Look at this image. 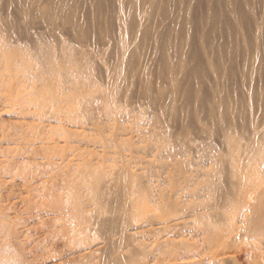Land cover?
Returning <instances> with one entry per match:
<instances>
[{
  "label": "bare ground",
  "instance_id": "bare-ground-1",
  "mask_svg": "<svg viewBox=\"0 0 264 264\" xmlns=\"http://www.w3.org/2000/svg\"><path fill=\"white\" fill-rule=\"evenodd\" d=\"M37 27H40L44 30L43 35L39 34L38 32L35 31ZM14 34H17L18 39H16V38H15V40L12 39L13 38L12 35H14ZM62 35H65L66 37L63 38ZM17 36H15V37H17ZM89 46L92 47L94 50L99 51L98 53H100V58H98L99 57V55H98L97 60L94 61L95 63H93V61H92L93 57H94L93 56L94 51L92 49H90ZM0 78L3 81H12L13 84H15V87L22 86L23 81H26V79L30 80L31 85L30 84L27 85L26 88H29V89H32L35 91V94H34L35 96L33 95L34 97H36L38 94H43V93L50 94V97H49L50 99L47 100L48 102L50 101V104L46 103L47 101L44 103L40 102L42 100V98H40L41 99L40 101L38 100V102H40L41 104L43 103L42 107H43V105L46 107L47 104H48V106L51 105L50 107H52L53 104L55 106V102L59 101V97L56 93V87L57 86H61L63 88V90L66 91V101L67 100L69 101L70 107L72 109L80 108V106L82 105L83 102L85 104V102H87L90 99L89 98L90 95L91 96L95 95V96L99 97V100L102 99V101L105 102L104 106H105L107 112H110V113L114 112L115 105L120 103V101H121V103L123 102V104H125L127 106L130 103V101H133L134 97L142 98L144 103L146 104L145 107L148 108L147 111L149 110L148 112H150L151 110H154L155 113L152 111V115L155 114L154 117L158 123L157 126L161 125V127H159L160 129L162 127H165V129H163V130L158 129L159 131L158 132L155 131V133H154L155 136L158 135L157 148L159 150L165 151V152L167 149L171 150V148H173V150H176L177 147H178V149L176 151L184 150V154L182 155L183 156V160H182L183 166L182 165H180V166H182L183 169L185 167V170H182L181 171L182 173H180V172H178V173L180 175L183 174L182 179L185 181V182L183 181V183L184 184L186 183L184 186L185 191L183 193L187 192L186 194H184L187 196L186 197V202H187L186 204H187V207L190 206L189 208H191L187 213H185V215H182V216H176L174 218L168 217V219L166 218L165 220L163 219V221L160 220L158 222L157 221L153 222V220H152L151 221L152 223L149 222L150 224H149V226H147V229L145 228L146 230L149 229L150 231H152V232H148V234L149 233L152 234L153 230H156L157 232L160 231V234H161V231L164 229H169V227L172 228L173 226L178 225V224L183 225L182 223H180L183 220L187 221V220H192L194 218L196 219L198 216L205 214L207 212V210H206V212H204L205 209L203 210L201 208L202 206L196 207V206H199V202L201 201L200 199L203 196L202 192H200V191L205 192V189H208V188H210V186H213V189L212 188L211 189L214 190L213 191L214 193L210 189H208V190L211 192H209V191L208 192L210 194L212 193L213 195L215 194V198H213L214 196L211 195V196H213L211 198L213 200L210 201V202H212V205L210 203H208V204L211 205V207L214 206V211L212 212V214H210L211 213L210 212L209 213L210 216L209 215L208 216H209V218L210 217L212 218V220L211 219L210 220L213 221L212 224L214 225V228H212V229H215V235L209 241L211 242V240L213 241V239H214L215 243H217L215 245L218 246L219 248H224L223 246L225 243L229 244L227 247H230V245L233 244L234 242H236L238 238L240 240L241 236L243 235V237L247 236L248 237L247 239H253L252 242L250 240V243H253V242L258 243L260 251L262 250V252H264V249H263L264 248V0H0ZM18 80H19V82H17ZM37 82L39 84H37ZM13 84L11 83V86ZM20 90H23V89H20ZM24 90H26V89H24ZM16 91H17V89H16ZM34 91H32L31 94ZM64 91H63V93H64ZM29 93H30V91H29ZM63 93H62V95H63ZM86 96H88L89 99L87 98L88 99L87 100L85 98V100H87V101H85V100L82 101L83 100L82 98H84ZM21 97H19L17 95H15V96L6 95L5 97H2L5 101V103L4 104L2 103L3 105L1 104L2 105L1 109L4 110V109L16 107L18 113L22 114L26 111L28 112L29 110H31V108L29 109L28 107L25 106V104H27L26 103L27 101ZM43 97H44L43 101L46 98L48 99V97H46V96H43ZM91 99H93V98L91 97ZM0 100H2V99H0ZM4 101L2 100V102H4ZM32 101L34 102L35 100L33 99ZM40 103H38V104L36 103V104L40 105ZM34 104L32 103V105H34ZM141 105L143 108V104H141ZM82 106H85V105H82ZM42 107L40 108L41 110H42ZM47 108H46V110L50 109V108H48V109ZM83 108H85V107H83ZM88 108H89V106H88ZM117 108H119V107H116V109ZM40 109H37V108L35 109L36 114H38V113L40 114V112H39ZM130 109L131 108H129V110ZM50 110H54V108L50 109ZM140 110H142V109L140 108ZM43 111H45V110H43ZM65 111L66 110L64 109V112ZM82 111H80V109H79V112L82 113ZM84 111H86V108L84 109ZM84 111H83V114H84ZM119 111H120V109H119ZM121 111L123 112L124 110L122 109ZM31 112H33V110ZM54 113H55V111H54ZM65 113L67 114V112H65ZM75 113H76V111H75ZM88 113H91V112L89 111ZM39 114H38V116H39ZM49 114H51V113L48 112L47 115H49ZM106 114L107 113H105V115ZM31 115H32V113H31ZM76 115H78V117H79L80 114H78V112H77ZM145 115L146 114L141 113L140 117L143 118ZM149 115L150 114L146 115V117H147L146 119L149 118L148 117ZM34 116H36V115H34ZM115 116H112V117L114 118ZM24 117H25V115H24ZM42 117H43V114H42ZM49 117H51V116H49ZM82 117H84V115ZM44 118H46V117H44ZM129 118H130V116H129ZM135 118H137V117H135ZM76 119H77L76 120L77 122H80V121H78V118H76ZM80 119H82V118H80ZM85 119H87V118H85ZM89 119L91 120V118H89ZM15 120H18V119H15ZM69 120L70 119L68 118V121ZM124 120H126V119L124 118ZM144 120L145 119H143V121ZM4 121H3V123H4ZM24 121H25V119L22 121L23 125L26 121H29V120H26L25 122ZM71 121H73L72 118H71ZM94 121L96 122V120H94ZM104 121H106V119ZM123 121H121V123ZM0 123H1V121H0ZM14 123H13V125H14ZM27 123L29 124V122H27ZM39 123L43 124V121L39 122ZM19 124H21V122ZM22 124H21V126H23ZM31 124L32 123L30 122L29 125H31ZM80 124H78V125H80ZM83 124H84V122H83ZM90 124H92V123H90ZM3 125H5V124H3ZM35 125H37V124H35ZM54 125H57V124H54ZM84 125L86 127V124H84ZM118 125H120V124H118ZM136 125H138L137 121H136ZM32 126H30V127L32 128ZM63 126H65V125H63ZM48 127H49V125H48ZM134 127H135V125H134ZM28 128H29V126H28ZM38 128H40V127H38V125L35 126L34 131H37ZM167 128H169L170 130H168ZM18 129H20V128H18ZM24 129L26 130V127H24L23 130ZM65 129L67 130L66 127H65ZM14 130H15V128H14ZM1 131L4 134L3 130H1ZM39 131L40 130H38V132ZM38 132H37V134H39ZM40 132H42V131H40ZM64 132L67 133L66 136H68V134L70 135V132H67V131H64ZM75 132H76V134H75ZM5 133L10 134L7 132H5ZM78 133H80V131L77 132V130H75L74 133L71 132V135H73V134L77 135ZM0 134H1V132H0ZM3 134H2V136H3ZM6 134H4L3 138L5 137ZM28 134H27V136L25 135L27 138L23 137L25 139L24 140L25 142H23V143L28 144L30 142H33V141H31V138L28 137ZM40 134L38 136H40ZM100 134L102 135V133H100ZM20 135H22V134L20 133ZM42 135H43V133H42ZM59 135H62V134L59 133ZM80 135H79V137H80ZM96 135H98V134H96ZM116 135L114 134V136H112V133H111V136L113 138L112 139L113 143L115 141H117V140H115V139H117ZM55 136H57V135H55ZM7 137H10V135ZM11 137H10V139H11ZM73 137H75V136H73ZM104 137H106V136H104ZM156 137H154V138H156ZM35 138H34L35 141L37 139H39V138H37V136ZM49 138L47 137L48 140H49ZM145 138L147 139L148 137H145ZM4 139L6 140L7 138H4ZM26 139L28 141H26ZM66 139H68V138H66ZM85 139H86V137H85ZM40 140H38V142H40ZM108 140H106V141L108 142ZM42 141H44V140H42ZM152 141H153V139H152ZM72 142L69 143L70 144L69 146H72L71 145ZM146 142H147V140H146ZM19 143H20V141H19ZM58 143H59V141H58ZM62 143L64 144L63 141H62ZM96 143H99V142H96ZM115 143L117 144V142H115ZM7 144H8V142H7ZM47 144H44V145H47ZM0 145H1V143H0ZM29 145H25V147H26L25 150H27L28 147L30 148L31 145L30 146ZM49 145H51L50 147H54V146H52V144H49ZM77 145H78V143H77ZM77 145H76V143L74 144V146H77ZM4 146H6V145L4 144ZM16 146H18V145H16ZM32 146L35 147V143ZM32 146H31V148H32ZM86 146H84V147H86ZM130 146H131V144H130ZM130 146H128V147L131 148ZM150 146L152 147L151 144H150ZM155 146H156V144H155ZM18 147H20V145ZM34 147L31 150H32V152L34 151L35 154L37 151H38V153H40V149L44 148V146L42 145V147H40L39 150H36V152H35V150H33ZM66 147H68V146H66ZM147 147H148V144H147ZM180 147H181V149H180ZM5 148H7V146ZM5 148L3 147V149H5ZM59 148H61V147H59ZM153 148L151 150H153ZM49 149H52V148H49ZM49 149H46V150H49ZM66 149H68V148H66ZM135 149H136V147H135ZM44 150H45V148H44ZM44 150H42V153L44 152ZM52 150H54V149H52ZM55 150L57 151V149H55ZM90 150L91 149L87 150V152ZM110 150H111V148H110ZM118 150H120L119 147H118ZM2 151L4 152V150H2ZM8 151L9 150H7V153L5 155H7L9 153ZM21 151H22V149H21ZM50 151H49V154L51 153ZM144 151H143V153H144ZM60 152H62V151H60ZM78 152L79 151H77L76 153H78ZM145 152L147 153V151H145ZM165 152H162V154L163 153L168 154L170 151L169 152L167 151V153H165ZM173 152H175V151H173ZM173 152H170V154H172ZM34 153H31V154H33V157L36 156ZM46 153H48V152H46ZM65 153H67V152H65ZM65 153H63V154H65ZM153 153H155V152H153ZM18 154H22V152H20ZM112 154H114V153H112ZM115 154L117 155V152ZM119 155L121 156L122 154L118 153L117 157H119ZM140 155H142V154H140ZM147 155H149V154H147ZM3 156H4V153H3ZM11 156H12V154H11ZM23 156H25V154ZM177 156H176V158H177ZM27 157H28V159H27V161H28L29 156L26 155V158ZM46 157H48V156H46ZM49 157H48V159H49ZM65 157H67V156H65ZM86 157H88V156H86ZM7 158L8 157H6V159ZM139 158L141 159V157H139ZM144 158H145V156H144ZM149 158L150 157H148L147 159H149ZM9 159H12V157ZM23 159L18 160V161H23ZM69 159L72 160L73 158L72 159L69 158ZM78 159H79V157H78ZM106 159H108V158H106ZM112 159H114V158H112ZM33 160H34V158H33ZM45 160H46L45 162H47V159H45ZM109 160H111V159H109ZM142 160H141V162H142ZM2 161H4V158ZM18 161L17 162L14 161V163L16 164V163H18ZM58 161H60V160H58ZM64 161H65V159H64ZM145 161H147V160L145 159ZM10 162H12V160ZM37 162H38V160H37ZM45 162H43V163L48 164V162L47 163H45ZM65 162H64V165L67 164ZM120 162H122V161H120ZM19 163H22V162H19ZM39 163H41V162H39ZM43 163H42V165H43ZM49 163L51 164V162H49ZM74 163H76V162H74ZM123 163H124V160H123ZM148 163H149L148 164V167H149L150 162H148ZM174 163H175V161H174ZM8 164H9V162H8ZM8 164L6 163L4 166H6ZM70 164H71V162H70ZM70 164H68V165H70ZM120 164L118 163V165H120ZM122 164L120 165V167L116 166V164H115V166L117 168L114 170V172L111 171L113 173L112 177L111 178L109 177L106 180L104 179L103 185L101 186L100 189L96 187L98 189L96 196L97 195L98 196H97V201L96 200H94V201H96L95 202L96 204L100 205L101 211H99V210L94 211L97 214H95L96 215L95 217L93 216L94 217L93 224H92L93 228H91L92 230L91 229L90 230L91 231H93V230L98 231V232H96V231L95 232L93 231V232L96 234L99 233L103 237V241L98 243V244L95 243L96 246H89L90 245L89 244L86 248L80 249L77 252H74V253L68 255L66 257V259H61V261H63L62 264H64V261L66 263L67 262L66 260L74 261V263L76 262L75 264H144L143 259L140 256V254L143 255L142 253H144L143 251H141L143 247H141V249H140L139 248L140 246H138V248L142 252V253H140V251L137 248V245L135 246V244L132 243L133 241H131L132 240L131 238L134 236L135 233L137 234V232H139L141 227H142L140 225L142 223L139 224L137 222L139 225L138 224L135 225L133 223V221L139 217L140 213L141 214L149 213L151 210L150 209L151 204H149L148 201H146L145 199H144L145 201L143 200L144 195H146V194H144L146 192V189L144 192V188H145L144 183L143 182H141V183L137 182V179L135 180V177L137 178V176H134L132 171L129 170L130 168H128L126 165H124L125 163L123 165ZM176 164H177V162H176ZM16 165L19 166L20 164H16ZM21 165H23V163ZM89 165H90V163L88 164V166ZM178 165H179V163H178ZM0 166L2 167V164ZM45 166H47V165H45ZM84 166L85 165H83L82 168ZM98 166H100V165H98ZM9 167H11V166L9 165ZM13 167L15 168L16 166H13ZM21 167H20V169H21ZM17 168H19V167H17ZM44 168H46V167H44ZM63 168H64V166H63ZM98 168L99 167H97V171H98ZM141 168H142V166H141ZM143 168H145V167H143ZM156 168H157V166H156ZM1 169L2 168H0V170ZM40 169H41V167H40ZM76 169H79V168H76ZM80 169H81V167H80ZM94 169L95 168H93V170ZM99 169H101V168H99ZM29 170L30 169H28V171ZM45 170L43 172H45ZM50 170H51V168H50ZM90 170H92V168H90ZM177 170L178 169H176V171ZM14 171H17V169ZM18 171L21 172V170H18ZM94 171L96 173V169ZM94 171L92 172V174H94V176H96L98 173L95 175ZM11 172L12 171H10V173ZM24 172H26V171H24ZM33 172L34 171H32V173L30 172L31 176L35 175V174L32 175ZM48 172H46V173L49 174ZM51 172L52 173H50V174H54V176L56 175L54 173L55 170H54V172L51 170ZM142 172H143V170H142ZM59 173L57 174L58 176H59ZM99 173H100V171H99ZM103 173H104V170H103ZM24 174H22V177H24ZM26 174H27V178H29L30 174H28V173H26ZM87 174H88V177H91V176H89V174L91 175V173H87ZM167 174L168 173H166V175ZM213 174L217 175L218 178H217V176H215ZM69 175H70V173H69ZM141 175H144V174H141ZM149 175H150V173H149ZM209 175L212 176L211 178H213V177L217 178L219 182L213 183V181H212V183H211V181L208 180L210 178ZM2 176H3V174H2ZM42 176H44V175L42 174ZM47 176H48V179H47V181H48V180H50V177L52 175L51 176L47 175ZM71 176L73 178V175H71ZM98 176H99V174H98ZM204 176H206L208 179L205 178ZM37 177H35V178L37 179ZM172 177H171V179H172ZM40 178L38 177L39 181H40ZM51 178H54V177H51ZM75 178L76 177H74L73 181H75ZM159 178H157V179H159ZM22 179L27 181L26 177L22 178ZM66 179H67V177H66ZM95 179H96V177H95ZM33 180H34V178H33ZM42 180H43V178H42ZM56 180H57V178H56ZM216 180H214V181H216ZM26 181H23V182H25V184H26ZM29 181H31V180H29ZM36 181H35V183H36ZM52 181H53V179H52ZM52 181L50 183L55 182V181L54 182H52ZM77 181H78V179H77ZM38 182H37V184H38V188H39L40 187L39 185H41V182H40V184ZM44 182L46 185L47 182L45 180H44ZM98 182H100V181H98ZM150 182H151V180H150ZM163 182H164V180H163ZM175 182H176V180H175ZM27 183H28V181H27ZM35 183H34L35 186L33 184H30V185H32L33 187H37L36 186L37 184H35ZM42 183H43V181H42ZM81 184H82V182H81ZM181 184H180V186H181ZM28 185L29 184H26V187H28ZM76 185H72V186L76 187ZM97 185H99V183ZM62 186H63V184H62ZM70 186L71 185H69V187ZM72 186H71V188H73ZM152 186H154V185H152ZM176 186H178V185H176ZM182 186H183V184H182ZM8 187H10V186H8ZM29 187H31V186H29ZM83 187H84V185H83ZM51 188L52 187H50V190H49L46 187V188H44L45 191L43 190V192L45 193L47 191H50L49 193L51 194V192H52ZM165 188H168V187L165 186ZM35 189H32V191L33 190L35 191ZM56 189L60 190L61 188L59 189V187L58 188L56 187ZM157 189H158V187H157ZM75 190L79 191V188L75 189ZM178 190H179V188H178ZM29 191H31V189ZM25 192H27V191H25ZM39 192H41V190L40 191L36 190V193H39ZM59 192H61V190ZM11 193H12V191H11ZM32 193H34V192H32ZM49 193L47 192V194H49ZM53 193L56 194V196H58V197H60V195H61V194L57 195V193L55 191ZM53 193L51 194L52 196H53ZM63 193H64V191H63ZM82 193H85V192H82ZM209 193L207 194V191H206V193H204V195L206 194L208 196ZM47 194L45 193V195H46L45 197H47V199H49L50 197L52 198V196H49V195H48L49 196V198H48ZM78 194H79V192H78ZM160 194H161V191H160ZM39 195L41 196V193L38 194L37 196H39ZM42 196L40 197L42 199L41 202L43 201V199H45V198H42ZM165 196H167V195H165ZM1 197H3V196L1 195ZM32 197L34 199L35 196H32ZM157 197L154 200H156ZM53 198H56V200L53 201V203L56 204L58 202L57 197H53ZM146 199L149 200L148 198H146ZM207 199H209V198H207ZM214 199H215V203L213 204ZM26 200L27 199H25V201ZM35 200H36V198L34 200H32V198H31V201L29 200V202L30 203L33 202V204H35V202H36L35 206H37V201H35ZM38 200H39V198H38ZM60 200H61V198H60ZM158 200H160V199H158ZM20 201H22V200H20ZM61 201L63 202V200H61ZM23 202H24V199H23ZM29 202H27V205H30ZM43 202L46 204V201H43ZM150 202L152 203L153 200L152 201L150 200ZM39 203L40 202L38 201V204ZM156 203H157V200H156ZM45 204H43V205H45ZM58 204L59 203H57V205ZM191 204H193V205H191ZM202 204H204V203H202ZM15 205H17V204H14V206ZM49 206L50 205H48L47 209L49 208ZM74 206H77V204L76 205L74 204ZM155 206L158 207L157 204ZM191 206H194L195 208L191 207ZM8 207H10V206H8ZM26 207H28V206H26ZM31 207H30V209H31ZM60 207H62V205H60ZM63 207H65V205ZM78 207H80V205ZM206 207L207 206H205V208ZM22 208H24V207H22ZM57 208H59V207L57 206ZM180 208H181V206H180ZM192 208H194V209H192ZM24 209L26 211H24V210L23 211L26 213H27V210L30 211L29 207L24 208ZM67 209H65V210L67 211ZM0 210H2V208ZM7 210H5V211H7ZM20 210L22 211V209H19V211ZM53 210H57V209L54 208ZM5 211L4 210H3V212L0 211V214H2L0 217L3 218V216L7 213V212L4 213ZM31 211H32V209H31ZM35 211H37V210H35ZM41 211H43V209ZM44 211L46 212V210H44ZM51 211H52V208H51ZM66 211L65 212L63 211V212L67 214L68 211L67 212ZM12 212H15V211H12ZM30 212H28V214H27L28 216H30V214H31ZM52 212L54 213V211H52ZM77 212H79V211H77ZM9 213H7V214H9ZM39 213L40 212L38 211L37 215L40 216ZM49 213H50V209H49ZM53 213H51V216ZM90 213H92V212H90ZM33 214H35V213H33ZM47 214H48V212H47ZM57 215H58V213H57ZM68 215H69V217L72 216L70 214H68ZM73 215H75V214H73ZM76 215H77V213H76ZM152 215H153V213H152ZM9 216L11 217L12 214H9L8 217ZM34 216L35 215H33V217ZM41 216H43V218H45L47 220H49L48 218L51 219V216L50 217L48 216V218L46 217L47 215L44 216L41 214ZM55 216H54V218H55ZM64 216L66 217L67 215H64ZM84 216H85V214H84ZM10 217H9V219H11ZM60 217H58V218L60 219ZM6 218H7V216H6ZM18 218L20 219V217H18ZM23 218L25 220L26 216ZM37 218H38V216L36 217V219ZM58 218H55V219L58 220ZM142 218H143V221H145L144 220L145 218L144 217H142ZM1 219H0V224L3 225L2 232L3 231L4 232L3 233L1 232L0 236L4 235L5 232L7 235L5 234V236H3L4 238H6L5 240L3 239V237H0L1 238L0 239V264H33V263L37 262L36 261L37 258L32 257L33 256L32 254H37V253H32L31 255L29 254L31 256V258L28 255L25 256L26 254L22 253L24 251L19 249L18 245L15 246L17 243V242H14L15 240L13 241V243L15 245L11 244L12 243L11 241H10L11 245L5 244V242H9V240L7 238L8 234H9V232H7V231L9 230V228H8V230H6V228L8 227L7 226L8 223L6 224L5 220H3V219H2L3 220V222H2ZM9 219H6V220H9ZM65 219L67 220V218H65ZM156 220H158V219H156ZM197 220H199V219H197ZM203 220H205V218ZM60 221L63 222L65 220H60ZM7 222H10V221H7ZM12 222H13V219H12ZM22 222H23V220H22ZM192 222H194V221H192ZM241 222H243V224L245 225V227H243V228H246V231H245L246 233L244 232L245 234L243 232L240 233L241 229L239 227V224ZM18 223H20V222H18ZM183 223H184V225L189 224L187 222H186V224H185V222H183ZM5 224H6V227H5ZM79 224L80 223H78V225ZM143 224H145V223H143ZM12 225H11V228H13ZM18 225L20 226V224H18ZM127 225L129 226V228L128 229L124 228ZM179 225L177 228H179ZM15 226H17V225H15ZM86 226H87V224H86ZM190 226H192V225H190ZM1 228L2 227H0V229ZM85 228H88V227H85ZM171 228H170V230L173 229V228L172 229ZM142 229L144 230V228H142ZM13 230H14V228H13ZM39 230L42 231V228ZM54 230H52V231H54ZM16 231H18V230H16ZM175 232H176V230H175ZM26 233H27V231H26ZM39 233H41V232H39ZM170 233H172V232H170ZM199 233H201V232H199ZM34 234H36V233H34ZM48 234H50V233H48ZM65 234H68V233L65 232ZM91 234H93V233L91 232ZM151 234H149V235H151ZM37 235H39V234H37ZM37 235L35 236L37 238L36 240H38ZM88 235H89V233H88ZM137 235H135V236H137ZM141 235H142V233H141ZM145 235H147V234H145ZM155 235H158V234H155ZM155 235H154V237H155ZM186 235H188V234H186ZM196 235L198 236V234H196ZM71 236H72V234H71ZM73 236H75V235H73ZM171 237H173V236H171ZM86 238H88L87 235H86ZM42 239H44V238H42ZM75 239H77V238L75 237L74 240ZM162 239H165V238L164 237L161 238V241H162ZM169 239H171V238H169ZM6 240H8V241H6ZM167 240H168V238H167ZM2 241L3 242L5 241V242L3 243ZM170 241L172 242L173 240H170ZM204 241L206 242V240H204ZM247 241H249V240H247ZM90 242H91V240H90ZM135 242H137V241H135ZM173 242H175V241H173ZM192 242H195V241H192ZM1 243L4 245H2ZM81 243H82V241H81ZM141 243H142V241H141ZM180 243H181V241H180ZM208 243L209 242H207V244ZM84 244H85V242H84ZM136 244H138V243H136ZM197 244H198V242H197ZM246 244L248 245L249 243L246 242ZM30 245H31V243H30ZM78 245H81V244H78ZM146 245H147V243H146ZM175 245H177V244H173V246H175ZM178 245H179V243H178ZM32 246L34 247V245H32ZM41 246H42V244H41ZM73 246H74V244H73ZM33 247L32 248L29 247V250L28 249H26V250L30 251L32 249V251H33ZM154 247L156 248V246H154ZM207 247H209V246H207ZM76 248H78V247H76ZM157 248L159 250L158 252H160V249L158 246H157ZM179 248H181V247H179ZM23 250H25V249H23ZM34 250H35V248H34ZM69 250H70V248H69ZM74 250H75V248H74ZM216 250L217 249H215L214 252ZM20 251H22V252H20ZM144 251H145V249H144ZM167 251H170V250H167ZM41 252H43V250ZM158 252L156 254H158ZM206 253H208V252H206ZM41 254H43V253H41ZM41 254L36 255V256H41ZM44 255H45L44 257H40V258H41V260H44L43 262L46 261L45 264H60V262H59L60 259L55 262V258H57V257H54L55 256L54 252L52 255L51 254L46 255V253ZM204 257H206V255ZM33 260H35V261H33ZM41 260H40V262H42ZM43 262L39 263V264H43ZM69 264H71V263H69ZM72 264H73V262H72ZM148 264H150V263H148ZM165 264H167V262Z\"/></svg>",
  "mask_w": 264,
  "mask_h": 264
},
{
  "label": "rangeland",
  "instance_id": "rangeland-1",
  "mask_svg": "<svg viewBox=\"0 0 264 264\" xmlns=\"http://www.w3.org/2000/svg\"><path fill=\"white\" fill-rule=\"evenodd\" d=\"M36 32H38L39 34H42L43 35V33H44V30L42 29V28H40V27H37L36 28V30H35ZM15 36H17V34H14ZM14 35H12L13 36V38L12 39H14L15 40V38L16 39H18V36L17 37H15ZM62 37L64 38V37H66L65 35H62ZM89 48L90 49H92L93 51H94V57H93V63H95L94 61H96L97 60V57H98V55H99V57L98 58H100V53H98L99 51H97V50H94L92 47H90L89 46ZM96 54V55H95ZM19 79V78H18ZM17 82H19V80L17 81ZM31 81L30 80H27L26 79V81H23V85L22 86H20V87H15V84H13V82L12 81H3V80H1V78H0V99H2L3 101H4V99L2 98V97H5L6 95H13V96H15V95H17V96H19V97H21L23 94V96L21 97V98H23L24 100H26L27 102V104H25V106L26 107H28L29 109L31 108V110H29L27 113L26 112H24V113H18L17 112V108L16 107H13V108H8V109H1L2 108V105L5 103V101L4 102H2V100H0L1 102H0V115L2 116H0V121H1V123H0V132H1V134H0V143H1V145H0V165L2 164V167L0 166V168H2L1 170H0V207L2 208V210H0V211H2L3 212V210L5 211V210H7V211H5L4 213H9V214H12V216L10 217L11 219H9V217H8V215L9 214H5L6 216H7V218H6V216L4 215L3 216V218L2 217H0V219L2 218L3 220H5V222H6V224H7V228H6V230H8V228H9V230L7 231V232H9V234H8V240H9V242H5V244L7 245V244H10L11 242V244H13V245H15L14 243H13V241L14 242H17L16 243V245L15 246H17L18 245V248L19 249H21L22 251H24V252H22V251H20V252H22L23 254H26L25 256H30L32 253H37V254H32L33 256L32 257H36L37 259H36V261L37 262H35V263H33V264H39V263H42L44 260H41V258L40 257H44L45 255V253H46V255H52L53 254V252H54V257H57V258H55V262L56 261H58L59 259V262H60V264H62V262L63 261H61V259H66V257L68 256V255H70V254H72V253H74V252H77L78 250H80V249H83V248H86L89 244V246H96V244H98V243H100V242H102L103 241V237L99 234H96V233H94L96 230H93V231H91L92 229L91 228H93V220H94V217L96 216L95 214H97V213H95L94 211H101V208H100V205H98V204H96L95 202L97 201V196H96V194H97V191H98V189L97 188H101V186L103 185V182H104V179L106 180L107 178H111L112 177V172H114V170L117 168L116 166H119L120 167V165L123 163V160H124V165H126L128 168H130L129 170H131L132 171V173L134 174V176H137V178L135 177V180L137 179V182H139V183H141V182H143L144 183V192H145V189H146V192L144 193V194H146V195H144V198H143V200L145 199L146 201H148V203L149 204H151L150 205V212L149 213H146L147 215L149 214H151L149 217L146 215V214H141L140 213V215H139V217L138 218H136V220H134L133 221V223L136 225V224H140V223H142V224H140L142 227H141V229H140V231L139 232H137V234L135 233L134 234V236L131 238L132 240L131 241H133L132 243L133 244H135V246L137 245V248H138V246H140L139 248L141 249V247H143L142 248V250L141 251H143L144 253H142L141 251H140V249L138 248V250L140 251V253H142L143 255H141L140 254V256L142 257V259H143V262H144V264H148V263H152V264H165L166 262H167V264H264V252H262V250L260 251V249H259V244L258 243H250V240H251V242L253 241V239H247L248 237L247 236H244L243 237V235L241 236V238H240V240H239V238L237 239V241L236 242H234L233 244H231L230 245V247H227L229 244H224V248H219L218 246H216L215 244H217V243H215V241H214V239H213V241L211 240V242L209 241L212 237H214V235H215V229H212V228H214V225L212 224L213 223V221H211L212 220V218L210 217L209 218V213L210 214H212V212L214 211V206H212L211 207V205H212V202H210V201H212L213 199H211L213 196V198H215V194L213 195L212 193L210 194L209 192H211V191H209L208 189H210V190H212L213 189V186H210V188H208V189H205V192H203V191H200V192H202V194H203V196H202V198L199 200L200 202H199V206H196V207H200V206H202L201 208L204 210V212H206V210H207V212L205 213V214H202L201 216H198L196 219L194 218V219H192V220H187V221H182V222H180V223H182L183 225H179V228H177L178 227V225H175V226H173L172 228L171 227H169V229H164V230H162L161 231V234H160V231H156V230H153V233L151 234V233H149V234H151V235H149L148 234V232H152V231H150L149 229L148 230H146L147 229V226H149V222H151L152 220H153V222H155V221H163V219L165 220L166 218L168 219V217H170V218H174V217H176V216H182V215H185V213H187L191 208H189L190 206H188L187 207V202H186V195H184V194H186L187 192H185V193H183L184 191H185V184L183 183V177H182V175L183 174H179L178 172H180V173H182L181 171L182 170H185V167H184V169H183V154H184V150H178V151H176L177 149H178V147H177V149L176 150H173V148H171V150H166V152L165 151H161V150H159L158 148H157V140H158V135H156L155 136V131H159L158 129H160L159 127H161V125L160 126H157V121H156V119H155V112H154V110H151L150 112H148L147 111V107H145L146 106V104L144 103V101H143V99L142 98H139V97H134L133 98V101H130V103L126 106L125 104H123V102L121 103V101H120V103H118L117 105H115V108H114V112H112V113H110V112H107V110H106V108H105V102L104 101H102V99L101 100H99V97H97V96H95V95H90L89 96V98L91 99V97L94 99H89L88 98V96H86V97H84V98H82L83 100L82 101H84L85 100V98L88 100H85V101H87V102H85V104H84V102L82 103V105H85V106H80V108H77V109H72L71 107H70V103H69V101L67 100L66 101V91H64L63 90V88L61 87V86H57L56 87V93H57V95H58V97H59V101L58 102H55V106H54V104L52 105V107H50V106H48V104H47V106L45 107L44 105H43V107H42V104L44 103V102H46L47 100H49L50 98V94H45V93H43V94H38L36 97H34L35 95V91L34 90H32V89H29V88H26V86L27 85H31V83H30ZM11 83L13 84L12 86H11ZM7 84V85H6ZM37 84H39L38 82H37ZM4 86V87H3ZM14 87V88H13ZM59 87V88H58ZM58 88V89H57ZM61 88V89H60ZM15 89V90H14ZM16 89H17V91H16ZM20 89H23V90H20ZM24 89H26V90H24ZM28 89V90H27ZM6 90V91H5ZM20 90V91H19ZM5 91V92H4ZM22 91V92H21ZM29 91H30V93H29ZM32 91H34L32 94H31V92ZM63 91H64V93H63ZM15 92V93H14ZM24 92V93H23ZM14 93V94H13ZM23 93V94H22ZM62 93H63V95H62ZM28 95V96H27ZM34 95V96H33ZM31 96V97H30ZM43 96H46V97H48V99L46 98V99H44V101H43ZM27 98V99H26ZM40 98H42V100L40 99ZM97 98V99H96ZM35 100L34 102L32 101V100ZM135 99V100H134ZM137 99V100H136ZM38 100L40 101V102H43L42 104L40 103V102H38ZM97 100V101H96ZM142 100V101H141ZM62 101V102H61ZM139 101V102H138ZM133 102V103H132ZM142 102V103H141ZM3 103V104H2ZM32 103L34 104V105H32ZM38 103H40V105H37ZM46 103H49L50 104V101L48 102H46ZM104 103V104H103ZM138 103V104H137ZM2 104V105H1ZM66 104V105H65ZM133 104V105H132ZM141 104H143V108H142V105ZM119 105V106H118ZM123 105V106H122ZM139 105V106H138ZM40 106V107H39ZM57 106V107H56ZM88 106H89V108H88ZM136 108H135V107ZM138 106V107H137ZM42 107V110L40 109ZM45 107V108H44ZM50 108V109H53L54 108V110H46V108ZM83 107H85L86 108V111H84V109L85 108H83ZM104 107V108H103ZM116 107H119V108H117L116 109ZM16 108V109H15ZM37 108V109H40L39 110V112H40V114H39V116H38V114H36V112H35V109ZM47 108V109H48ZM128 108V109H127ZM129 108H131L130 110H129ZM138 108V109H137ZM140 108L143 110H140ZM64 109L66 110L65 112H67V114L64 112ZM79 109H80V111H84V114H83V111H82V113L81 112H79ZM82 109V110H81ZM119 109H120V111H119ZM124 110L123 112L121 111V110ZM127 109V110H126ZM145 109V110H144ZM33 110V112H31ZM43 110H45V111H43ZM106 110V111H105ZM54 111H55V113H54ZM75 111H76V113H75ZM91 112V113H88V112ZM117 111V112H116ZM127 111V112H126ZM147 111V112H146ZM152 111L154 112L153 114L154 115H152ZM35 112V113H34ZM43 112V113H42ZM45 112V113H44ZM47 112V113H46ZM48 112H50L51 114H49V115H47L48 114ZM74 112V113H73ZM77 112H78V114H80L79 115V117L80 118H82V119H80L79 117H78V115H76L77 114ZM116 112V113H115ZM132 114H131V113ZM134 112V113H133ZM139 112V113H138ZM30 115H29V114ZM31 113H32V115L34 116V115H36V116H32L31 115ZM64 113V114H63ZM105 113H107L106 115H105ZM121 113V114H120ZM129 113V114H128ZM138 113V114H137ZM141 113H143V114H146V115H148V114H150L148 117V119H146L147 117H146V115L142 118V117H140V114ZM11 114V115H10ZM17 116H16V115ZM42 114H43V117H42ZM82 114V115H81ZM88 114V115H87ZM94 114V115H93ZM97 114V115H96ZM125 114V115H124ZM24 115H25V117H24ZM28 115V116H27ZM45 115V116H44ZM72 115V116H71ZM84 115V117H82ZM116 115V116H115ZM122 115V116H121ZM136 115V116H135ZM19 116V117H18ZM49 116H51V117H49ZM55 116V117H54ZM69 116V117H68ZM95 116V117H94ZM109 116V117H108ZM112 116H115L114 118L112 117ZM119 116V117H118ZM128 116V117H127ZM129 116H130V118H129ZM134 116V117H133ZM22 119H21V118ZM32 117V118H31ZM44 117H46V118H44ZM49 117V118H48ZM72 118V120L73 121H71V118ZM135 117H137V118H135ZM4 118V119H3ZM25 119V121L26 120H29V121H24L23 123H24V125L22 124V121ZM68 118L70 119L69 121H68ZM76 118H78V121H80V122H77L76 120ZM85 118H87V119H85ZM89 118H91V120L89 119ZM119 118V119H118ZM124 118L127 120H124ZM142 118V119H141ZM3 119V120H2ZM12 119V120H11ZM15 119H18V120H15ZM22 121H21V120ZM35 121H34V120ZM56 119V120H55ZM80 119V120H79ZM85 119V120H84ZM89 119V120H88ZM106 119V121H104ZM131 119V120H130ZM136 119V120H135ZM143 119H145L144 121H143ZM5 120V121H4ZM11 120V121H10ZM41 120V121H40ZM46 122H45V121ZM48 120V121H47ZM67 120V121H66ZM94 120H96V122L94 121ZM103 120V121H102ZM108 120V121H107ZM120 120V121H119ZM124 120V121H123ZM3 121H4V123H3ZM21 122V124L23 125V126H21V124H19L20 122ZM34 121V122H33ZM43 121V124L42 123H39V122H42ZM71 121V122H70ZM76 121V122H75ZM84 122V124H86V127H85V125L83 124V122ZM121 121H123L122 123L124 124H122L121 123ZM136 121H137V124L138 125H136ZM16 124H15V123ZM27 122H29V124H30V122L32 123L31 125H29ZM59 122V123H58ZM114 124H113V123ZM128 122V123H127ZM130 122V123H129ZM13 123H14V125H13ZM50 123V124H49ZM61 123V124H60ZM64 123V124H63ZM77 123V124H76ZM81 123V124H80ZM90 123H92V124H90ZM99 123V124H98ZM110 123V124H109ZM132 123V124H131ZM135 123V124H134ZM3 124H5V125H3ZM27 124V125H26ZM35 124H37L38 125V127H40V128H38V130H40V131H42V132H38V130L37 131H34L35 129V126H37V125H35ZM41 124V125H40ZM46 124V125H45ZM49 125V127H48V125ZM53 124V125H52ZM54 124H57V125H54ZM78 124H80V125H78ZM90 124V125H89ZM118 124H120V125H118ZM20 127H19V126ZM33 125V126H32ZM44 125V126H43ZM63 125H65V126H63ZM98 125V126H97ZM134 125H135V127H134ZM156 125V126H155ZM18 126V127H17ZM28 126H29V128H28ZM30 126H32V128L30 127ZM71 126V127H70ZM97 126V127H96ZM111 126V127H110ZM138 126V127H137ZM145 126V127H144ZM11 127V128H10ZM24 127H26V130L24 129L23 130V128ZM65 127L67 128V130L65 129ZM84 127V128H83ZM107 129H106V128ZM133 127V128H132ZM137 127V128H136ZM155 127V128H154ZM14 128H15V130H14ZM18 128H20V129H18ZM29 130H28V129ZM37 128V127H36ZM51 128V129H50ZM90 128V129H89ZM154 128V129H153ZM31 129V130H30ZM48 129V130H47ZM80 129V130H79ZM85 129V130H84ZM89 129V130H88ZM93 129V130H92ZM137 129V130H136ZM163 129H165V127H162L160 130H163ZM168 130H170L169 128H167ZM1 130H3V132H4V134H6L5 132H7V133H10V134H6L7 136H9L10 135V137H11V139H10V137H7L6 135H5V137L4 138H7L6 140L3 138V136H4V134L2 133V131ZM23 130V131H22ZM75 130H77V132H79L80 131V133H78L77 135H75L76 134V132H75V134H73V135H71V132L72 133H74V131ZM87 130V131H86ZM105 130V131H104ZM64 131H67V132H70V135L68 134V136H66V132H64ZM84 131V132H83ZM116 133H115V132ZM121 131V132H120ZM154 131V132H153ZM30 134H28V133ZM37 132L40 134V136H38L39 134H37ZM56 132V133H55ZM82 132V133H81ZM110 132V133H109ZM125 134H124V133ZM147 132V133H146ZM17 133V134H16ZM20 133L22 134V135H20ZM24 133V134H23ZM34 133V134H33ZM36 133V134H35ZM42 133H43V135H42ZM45 133V134H44ZM59 133L60 134H62V135H59ZM100 133H102V135L100 134ZM111 133H112V136H114V134L116 135V137H117V139H115V140H117V141H115V142H117V144L115 143H113V138H112V136H111ZM146 135H145V134ZM154 135H152V134ZM2 134H3V136H2ZM27 134H28V137H30L31 138V141H33V142H30V143H28V144H26V143H23V142H25L24 140V138L23 137H25V138H27L26 136H27ZM54 134V135H53ZM81 134V135H80ZM96 134H98V135H96ZM134 134V135H133ZM157 134V133H156ZM18 135V136H17ZM26 135V136H25ZM42 135V136H41ZM55 135H57V136H55ZM79 135H80V137H79ZM150 135V136H149ZM2 136V137H1ZM34 136V137H33ZM37 136V138H39V139H37L36 141H35V137ZM49 138V140L47 139V137ZM72 138H70V137ZM73 136H75V137H73ZM102 136V137H101ZM104 136H106V137H104ZM123 136V137H122ZM15 137V138H14ZM43 137V138H42ZM85 137H86V139H85ZM115 137V138H116ZM145 137H148L147 139L145 138ZM153 137V138H152ZM154 137H156V138H154ZM14 138V139H13ZM18 140H17V139ZM35 138V139H34ZM45 138V139H44ZM66 138H68V139H66ZM78 138V139H77ZM80 138V139H79ZM104 138V139H103ZM107 138V139H106ZM110 138V139H109ZM119 138V139H118ZM142 138V139H141ZM33 139V140H32ZM41 139V140H40ZM51 139V140H50ZM76 139V140H75ZM95 139V140H94ZM109 139V140H108ZM127 139V140H126ZM152 139H153V141H152ZM17 140V141H16ZM30 140V139H29ZM38 140H40V142H38ZM42 140H44V141H42ZM79 140V141H78ZM81 140V141H80ZM92 140V141H91ZM97 140V141H96ZM106 140H108V142L106 141ZM146 140H147V142H146ZM4 141V142H3ZM15 143H13V142ZM19 141H20V143H19ZM22 141V142H21ZM26 141H28L27 139H26ZM58 141H59V143H58ZM62 141L64 142V144L62 143ZM72 142V146H69L70 144L69 143H71ZM84 141V142H83ZM7 142H8V144H7ZM18 144H17V143ZM45 142V143H44ZM48 144H47V143ZM96 142H99V143H95ZM136 142V143H135ZM33 143V144H32ZM34 143H35V147L34 146H32V145H34ZM62 143V144H61ZM76 143V145H77V143H78V145L77 146H74V144ZM109 145H108V144ZM135 143V144H134ZM4 144L7 146V148H5L6 146H4ZM31 145L32 146V148L34 147V149L33 150H35V152H36V150H39V148L40 147H42V145L44 146V148H45V150H44V148L43 149H40V153H38V151L36 152V154L34 153V151L32 152V148H31V146H30V148L28 147L27 148V150H25V145ZM44 144H47V145H44ZM49 144H52V146H54V147H50L51 145H49ZM54 144V145H53ZM90 144V145H89ZM130 144H131V146H130ZM147 144H148V147H147ZM150 144L152 145V147L150 146ZM155 144H156V146H155ZM15 145V146H14ZM16 145H20V147H18V146H16ZM38 147H37V146ZM87 145V146H86ZM113 145V146H112ZM116 145V146H115ZM119 145V146H118ZM136 145V146H135ZM138 145V146H137ZM12 146V147H11ZM61 147V148H59V147ZM66 146H68V147H66ZM84 146H86V147H84ZM97 146V147H96ZM115 146V147H114ZM128 146H130L131 148H129ZM133 146V147H132ZM142 146V147H141ZM145 146V147H144ZM181 146V145H180ZM3 147L5 148V149H3ZM20 149H18V148ZM22 147V148H21ZM91 147V148H90ZM102 147V148H101ZM114 147V148H113ZM118 147L120 148V150H118ZM135 147H136V149H135ZM154 147V148H153ZM49 148H52V149H57V151L55 150H52V149H49ZM66 148H68V149H66ZM74 148V149H73ZM81 148V149H80ZM84 148V149H83ZM100 148V149H99ZM108 148V149H107ZM110 148H111V150H110ZM140 148V149H139ZM145 150V151H147V153L143 150V149ZM150 148V149H149ZM153 148V150H151ZM156 148V149H155ZM21 149H22V151H21ZM46 149H49V150H46ZM89 149H91L90 151H88L87 152V150H89ZM131 149V150H130ZM135 149V150H134ZM155 149V150H154ZM175 149V148H174ZM180 149H181V147H180ZM2 150H4V152L2 151ZM7 150H9L8 152V154L7 155H5L6 153H7ZM26 152H25V151ZM42 150H44V152L42 153ZM51 150V151H50ZM67 150V151H66ZM95 150V151H94ZM100 152H99V151ZM159 150V151H158ZM175 151V152H173V151ZM24 151V152H23ZM49 151L51 152L50 154H49ZM60 151H62V152H60ZM77 151H79L78 153H76ZM114 151V152H113ZM125 151V152H124ZM143 151H144V153H143ZM167 151L169 152H173L172 154H170V152L168 153V154H162V152H165V153H167ZM17 152V153H16ZM20 152H22V154H18V153H20ZM46 152H48V153H46ZM58 154H57V153ZM60 152V153H59ZM65 152H67V153H65ZM109 152V153H108ZM117 152V155L115 154ZM134 152V153H133ZM136 152V153H135ZM153 152H155V153H153ZM159 152V153H158ZM3 153H4V156H3ZM27 153V154H26ZM30 153V154H29ZM31 153H34L36 156H34L33 157V154H31ZM63 153H65V154H63ZM86 153V154H85ZM112 153H114V154H112ZM118 153L119 154H122L121 156L119 155V157H117L118 156ZM124 153V154H123ZM175 153V154H174ZM10 154V155H9ZM11 154H12V156H11ZM17 154V155H16ZM25 154V156H23ZM39 154V155H38ZM54 154V155H53ZM60 154V155H59ZM74 154V155H73ZM79 156H78V155ZM131 154V155H130ZM136 154V155H135ZM140 154H142V155H140ZM147 154H149V155H147ZM155 154V155H154ZM163 156H162V155ZM170 154V155H169ZM14 155V156H13ZM16 155V156H15ZM26 155L27 156H29V160L27 161V159H28V157L26 158ZM39 157H38V156ZM85 155V156H84ZM116 155V156H115ZM151 155V156H150ZM167 155V156H166ZM177 156V158H176V156ZM45 156V157H44ZM46 156H50L49 157V159H48V157H46ZM65 156H67V157H64ZM70 156V157H69ZM84 158H83V157ZM86 156H88V157H86ZM99 156V157H98ZM123 156V157H122ZM144 156H145V158H144ZM181 156V157H180ZM6 157H8L7 159H6ZM12 157V159H9V158H11ZM22 157V158H21ZM32 157V158H31ZM57 157V158H56ZM63 157V158H62ZM78 157H79V159H78ZM116 157V158H115ZM139 157H141V159L139 158ZM148 157H150L149 159H147ZM3 158H4V161L8 164V162H9V164L8 165H6V166H4L6 163L4 162V161H2L3 160ZM24 158V159H23ZM33 158H34V160H33ZM59 158V159H58ZM69 158H73L72 160H68ZM83 158V159H82ZM86 158V159H85ZM99 158V159H98ZM106 158H108V159H106ZM112 158H114V159H112ZM153 158V159H152ZM159 158V159H158ZM180 158V159H179ZM6 159V160H5ZM23 159V161H18V160H22ZM40 159V160H39ZM42 159V160H41ZM45 159H47V162H48V164H44L43 162H45L46 160ZM64 159H65V161H64ZM76 159V160H75ZM91 159V160H90ZM109 159H111V160H109ZM119 159V160H118ZM143 159V160H142ZM145 159L147 160V161H145ZM8 160V161H7ZM12 160V162H10ZM31 160V161H30ZM37 160H38V162H37ZM44 160V161H43ZM50 160V161H49ZM58 160H60V161H58ZM79 160V161H78ZM84 160V161H83ZM97 160V161H96ZM116 160V161H115ZM118 160V161H117ZM128 162H127V161ZM138 160V161H137ZM141 160H142V162H141ZM158 160V161H157ZM14 161L15 162H17L18 161V163H16V164H20L19 166L18 165H16L15 163H14ZM36 161V162H35ZM43 161V162H42ZM54 161V162H53ZM57 161V162H56ZM65 163H67V164H65L64 165V162ZM69 163H68V162ZM76 162V163H74V162ZM113 161V162H112ZM120 161H122V162H120ZM126 161V162H125ZM134 161V162H133ZM156 161V162H155ZM174 161H175V163H174ZM19 162H22L23 163V165H21L22 163H19ZM27 164H26V163ZM29 162V163H28ZM39 162H41V163H39ZM47 162H45V163H47ZM49 162H51V164L49 163ZM61 164H60V163ZM70 162H71V164H70ZM78 162V163H77ZM82 162V163H81ZM84 162V163H83ZM95 162V163H94ZM100 162V163H99ZM148 162H150V165H149V167H148ZM176 162H177V164H176ZM4 163V164H3ZM11 163V164H10ZM13 163V164H12ZM25 163V164H24ZM42 163H43V165H42ZM59 165H58V164ZM90 163V165L88 166V164ZM97 163V164H96ZM118 163L120 164V165H118ZM130 163V164H129ZM146 163V164H145ZM152 163V164H151ZM178 163H179V165H178ZM208 163V162H207ZM15 164V165H14ZM32 164V165H31ZM40 166H39V165ZM63 164V165H62ZM68 164H70V165H68ZM80 164V165H79ZM115 164H116V166H115ZM122 164V165H123ZM144 164V165H143ZM9 165L11 166V167H9ZM27 165V166H26ZM30 165V166H29ZM45 165H49L48 167L47 166H45ZM51 165V166H50ZM62 165V166H61ZM83 165H85L83 168H82V166ZM98 165H100V166H98ZM110 165V166H109ZM146 165V166H145ZM175 165V166H174ZM180 165H182V166H180ZM207 165V164H206ZM13 166H16L15 168L17 169V171H14V170H16ZM22 166V167H21ZM62 168H61V167ZM63 166H64V168H63ZM69 166V167H68ZM87 166V167H86ZM137 168H136V167ZM141 166H142V168H141ZM156 166H157V168L160 170H158L157 168H156ZM159 166V167H158ZM163 166V167H162ZM17 167H19V168H17ZM20 167H21V169H20ZM25 167V168H24ZM28 167V168H27ZM32 167V168H31ZM40 167H41V169H40ZM44 167H46V168H44ZM68 167V168H67ZM80 167H81V169H80ZM86 167V168H85ZM97 167H99V168H101V169H99L98 168V171H97ZM109 167V168H108ZM143 167H145V168H143ZM180 167V168H179ZM50 168H51V170L54 172V170H55V176H54V174H50V173H52L51 172V170H50ZM66 168V169H65ZM71 168V169H70ZM76 168H79V169H76ZM90 168H92V170H90ZM93 168H95L96 169V173H95V169L93 170ZM111 168V169H110ZM9 169V170H8ZM12 169V170H11ZM23 169V170H22ZM25 169V170H24ZM28 169H30L29 171L32 173V171H34L33 172V174L32 175H34L35 177H41L42 176V174L44 175V176H42L41 178H40V181H39V179H38V177H37V179L34 177V176H31V173L28 171ZM46 169V170H45ZM57 169V170H56ZM73 169V170H72ZM83 169V170H82ZM149 169V170H148ZM151 169V170H150ZM162 169V170H161ZM176 169H178L177 171H176ZM181 169V170H180ZM18 170H21V172H19ZM40 170V171H39ZM45 170V172H43ZM59 170V171H58ZM75 170V171H74ZM91 172H90V171ZM103 170H104V173H103ZM142 170H143V172H142ZM148 170V171H147ZM158 170V171H157ZM172 170V171H171ZM8 171V172H7ZM10 171H12L11 173H10ZM24 171H26V172H24ZM49 171V172H48ZM74 171V172H73ZM94 171V173H95V175L98 173L99 174V176H98V174L96 175V176H94V174H92V172ZM99 171H100V173H99ZM102 171V172H101ZM112 171V172H111ZM151 171V172H150ZM153 171V172H152ZM14 172V173H13ZM17 174H16V173ZM46 172H48L49 174H47ZM60 172V173H59ZM62 172V173H61ZM64 172V173H63ZM72 172V173H71ZM78 172V173H77ZM139 174H138V173ZM142 172V173H141ZM156 172V173H155ZM159 172V173H158ZM176 172V173H175ZM3 174V176H2V174ZM9 173V174H8ZM13 173V174H12ZM25 173V174H24ZM26 173H28V174H30L29 175V178H27V174ZM59 173V176L57 175ZM66 173V174H65ZM69 173H70V175H69ZM87 173H91V175L89 174V176H91V177H88V174ZM111 173V174H110ZM149 173H150V175H149ZM163 173V174H162ZM166 173H168L167 175H166ZM16 174V175H15ZM19 174V175H18ZM22 174H24V177H22ZM52 175L51 177H54V178H51L50 176V180H48L47 181V179H48V176L47 175ZM75 174V175H74ZM77 174V175H76ZM79 174V175H78ZM137 174V175H136ZM141 174H144V175H141ZM152 174V175H151ZM156 174V175H155ZM172 174V175H171ZM179 174V175H178ZM41 175V176H40ZM71 175H73V178H72V176ZM86 175V176H85ZM102 175V176H101ZM163 175V176H162ZM177 175V176H176ZM212 175V174H211ZM211 175H209V177L211 178L212 176ZM213 175H215V174H213ZM11 176V177H10ZM17 176V177H16ZM21 176V177H20ZM32 178H31V177ZM58 176V177H57ZM65 176V177H64ZM78 176V177H77ZM108 176V177H107ZM139 176V177H138ZM151 176V177H150ZM165 176V177H164ZM173 176V177H172ZM208 176V175H207ZM215 176H217V175H215ZM3 179H2V178ZM15 177V178H14ZM26 177V179H27V181H28V183H27V181L26 180H24V179H22V178H25ZM66 177H67V179H66ZM74 177H76L77 179H78V181H77V179L75 178V181H73L74 180ZM95 177H96V179H95ZM160 177V178H159ZM171 177H172V179H171ZM205 178H207L206 176H204ZM31 178V179H30ZM33 178H34V180L36 181V183H35V181L33 180ZM42 178H43V180H42ZM45 178V179H44ZM56 178H57V180H56ZM60 178V179H59ZM63 180H62V179ZM157 178H159V179H157ZM180 178V179H179ZM208 179V180H210L211 181V183H212V181H213V183L214 182H216V183H218L219 181H218V176H217V178H215V177H213V178H211V179ZM215 178V179H214ZM13 179V180H12ZM18 179V180H17ZM52 179H53V181H52ZM98 179V180H97ZM144 181H143V180ZM217 179V180H216ZM2 180V181H1ZM26 181V184H29L28 185V187L29 186H31V187H26V184H25V182H23V181ZM29 180H31V181H29ZM44 180L47 182L46 183V185H45V182H44ZM62 180V181H61ZM67 180V181H66ZM82 182V184H81V182ZM83 180V181H82ZM103 180V181H102ZM139 180V181H138ZM142 180V181H141ZM148 180V181H147ZM150 180H151V182H150ZM163 180H164V182H163ZM167 180V181H166ZM172 180V181H171ZM175 180H176V182L178 183H176L175 182ZM182 180V181H181ZM214 180H216V181H214ZM39 181V182H38ZM42 181H43V183H42ZM54 182V183H50V182ZM59 181V182H58ZM66 181V182H65ZM69 181V182H68ZM71 181V182H70ZM94 181V182H93ZM98 181H100V182H98ZM154 181V182H153ZM166 181V182H165ZM2 182V183H1ZM18 182V183H17ZM31 182V183H30ZM37 182L40 184V182H41V185H39L40 187L38 188V184H37ZM58 184H57V183ZM62 182V183H61ZM76 182V183H75ZM78 182V183H77ZM80 182V183H79ZM99 183V185H97L98 183ZM185 182V181H184ZM5 183V184H4ZM24 183V184H23ZM34 183L35 184H37L36 186L37 187H33L32 185H30V184H33L34 185ZM69 183V184H68ZM75 183V184H74ZM142 183V184H143ZM157 183V184H156ZM168 183V184H167ZM170 183V184H169ZM183 184V186H182V184ZM21 184V185H20ZM49 184V185H48ZM51 184V185H50ZM61 184V185H60ZM62 184H63V186H62ZM67 184V185H66ZM77 184V185H76ZM79 184V185H78ZM156 184V185H155ZM180 184H181V186H180ZM58 185V186H57ZM69 185H76V187H74V186H72L73 188H71V186L69 187ZM81 185V186H80ZM83 185H84V187H83ZM97 185V186H96ZM152 185H154V186H152ZM160 185V186H159ZM162 185V186H161ZM176 185H178V186H176ZM8 186H10V187H8ZM35 186V185H34ZM55 186V187H54ZM62 186V187H61ZM68 186V187H67ZM78 186V187H77ZM100 186V187H99ZM165 186L166 187H168V188H165ZM33 187V188H32ZM48 188L49 190H50V187H52L51 188V190H52V192H51V194L55 191L56 193H57V195H59V194H61L60 195V197H58V196H56V194H54L53 193V196L49 193L50 191H47L49 194H47V192H45L46 194H47V196L49 195V196H52V198L50 197L49 198V196H48V198L49 199H47V197H45L46 195H45V193L43 192V190L45 191V189L44 188ZM56 187L58 188L59 187V189L61 190V192H59L60 190H58V189H56ZM97 187V188H96ZM157 187H158V189H157ZM36 188V189H35ZM41 188V189H40ZM69 188V189H68ZM78 189L79 188V191H77V190H75V189ZM81 188V189H80ZM178 188H179V190H178ZM212 188V189H211ZM11 189V190H10ZM14 189V190H13ZM25 189V190H24ZM31 189V191H29ZM32 189H35V191L33 190L32 191ZM56 189V190H55ZM66 189V190H65ZM84 191H83V190ZM95 189V190H94ZM36 190H38V191H40L41 190V192H39V193H36ZM64 191V193H63V191ZM92 190V191H91ZM152 190V191H151ZM156 190V191H155ZM11 191H12V193H11ZM25 191H27V192H25ZM29 191V192H28ZM74 191V192H73ZM94 191V192H93ZM152 193H151V192ZM160 191H161V194H160ZM206 191H207V194L209 193V197L206 195H204V193H206ZM209 191V192H208ZM214 190H212V192H213ZM32 192H34V193H32ZM59 192V193H58ZM78 192H79V194H78ZM82 192H85V193H82ZM148 192V193H147ZM158 194H157V193ZM199 192V193H200ZM17 193V194H16ZM41 193V196H42V198H45V199H43V201H46V204L43 202H41V196L39 195V196H37L38 194H40ZM74 193V194H73ZM99 193V192H98ZM165 193V194H164ZM170 193V194H169ZM177 193V194H176ZM214 193V192H213ZM16 196H15V195ZM32 194V195H31ZM63 194V195H62ZM1 195L3 196V197H1ZM8 195V196H7ZM19 195V196H18ZM28 195V196H27ZM92 195V196H91ZM148 195V196H147ZM150 195V196H149ZM163 195V196H162ZM165 195H167V196H165ZM169 195V196H168ZM211 195H213V196H211ZM26 196V197H25ZM32 196H35L34 197V199L36 198V200L35 201H37V206H35L36 205V202H35V204H33V202L32 203H30L29 202V200L31 201V198H32V200H34L33 199V197ZM147 196V197H146ZM158 196V197H157ZM205 196V197H204ZM29 197V198H28ZM31 197V198H30ZM53 197H57V203H59L60 205H62V207H60V205L58 204L57 205V203L56 204H54L53 203V201L54 200H56V198H53ZM157 197V203H156V200H154L155 198ZM18 198V199H17ZM22 198V199H21ZM38 198H39V200H38ZM60 198H61V200H63V202L60 200ZM90 198V199H89ZM146 198H148L149 200H147ZM168 198V199H167ZM207 198H209V199H207ZM22 200V201H20V200ZM23 199H24V202H23ZM25 199H27L26 201H25ZM84 199V200H83ZM158 199H160V200H158ZM207 199V200H206ZM4 200V201H3ZM52 200V201H51ZM94 200H96V201H94ZM144 200V201H145ZM150 200L152 201L153 200V202L151 203L150 202ZM3 201V202H2ZM38 201L40 202L39 204H38ZM155 201V202H154ZM167 201V202H166ZM203 201V202H202ZM209 201V202H208ZM15 202V203H14ZM18 202V203H17ZM21 202V203H20ZM23 202V203H22ZM27 202H29V204L30 205H27ZM83 202V203H82ZM90 202V203H89ZM165 202V203H164ZM50 203V204H49ZM52 203V204H51ZM64 203V204H63ZM80 203V204H79ZM82 203V204H81ZM92 203V204H91ZM160 203V204H159ZM172 203V204H171ZM202 203H204V204H202ZM208 203H210L211 205H209ZM215 203V199H214V202H213V204ZM2 204V205H1ZM10 204V205H9ZM14 204H17V205H15L14 206ZM33 204V205H32ZM43 204H45V205H43ZM50 205L49 206V208L47 209V207H48V205ZM54 204V205H53ZM71 204V205H70ZM74 204L76 205L77 204V206H74ZM80 205V207H78L79 205ZM154 204V205H153ZM158 205V207H156L155 205ZM169 204V205H168ZM184 204V205H183ZM13 205V206H12ZM21 205V206H20ZM65 205V207H63ZM73 205V206H72ZM91 205V206H90ZM191 205H193V204H191ZM5 206V207H4ZM8 206H10V207H7ZM26 206H28L29 207V209H30V207H31V209H32V211H31V209H30V211L29 210H27V213L26 212H24V211H26L24 208H28V207H26ZM43 208H42V207ZM45 206V207H44ZM57 206L59 207V208H57ZM89 206V207H88ZM172 208H171V207ZM180 206H181V208H180ZM205 206H207L206 208H205ZM22 207H24V208H22ZM178 207V208H177ZM186 207V208H185ZM191 207H194V206H191ZM204 207V208H203ZM210 207V208H209ZM0 208V209H1ZM14 208V209H13ZM46 208V209H45ZM51 208H52V211H54V213L51 211ZM57 209V210H53V209ZM69 210H68V209ZM74 208V209H73ZM77 208V209H76ZM195 208V207H194ZM194 208H192V209H194ZM213 210H212V209ZM19 209H22V211L20 210L19 211ZM37 210V211H35V210ZM43 209V211H41ZM49 209H50V213H49ZM64 209V210H63ZM65 209H67V211L69 212H67ZM82 211H81V210ZM97 209V210H96ZM164 209V210H163ZM11 210V211H10ZM24 210V211H23ZM44 210H46V212L44 211ZM63 213H61L60 211ZM93 210V211H92ZM166 210V211H165ZM173 210V211H172ZM177 210V211H176ZM187 210V211H186ZM12 211H15V212H12ZM38 211L40 212L39 214H40V216L39 215H37L38 214ZM56 211V212H55ZM66 211L67 212V214L66 213H64V212ZM71 211V212H70ZM77 211H79V212H77ZM1 212V213H2ZM24 212V213H23ZM28 212H30L29 214H30V216H28L27 214H28ZM37 212V213H36ZM44 212V213H43ZM47 212H48V214H47ZM73 212V213H72ZM75 212V213H74ZM90 212H92V213H90ZM33 213H35V214H33ZM46 213V214H45ZM51 213H53L52 214V216H51ZM57 213H58V215H57ZM72 213V214H71ZM76 213H77V215H76ZM79 213V214H78ZM100 213V212H99ZM152 213H153V215H152ZM20 214V215H19ZM26 214V215H25ZM35 215L34 217H33V215ZM41 214L42 215H47L46 217L48 218V216L50 217L51 216V219L50 218H48L49 220H47V219H45V218H43V216H41ZM61 214V215H60ZM68 214H70V215H72V216H70L69 217V215ZM73 214H75V215H73ZM84 214H85V216H84ZM207 214V215H206ZM2 214H0V216H1ZM56 215V216H55ZM61 217H60V216ZM64 215H67L66 217L64 216ZM83 215V216H82ZM146 215V216H145ZM155 215V216H154ZM209 215V216H208ZM20 217V219L18 218V217ZM26 216V218L29 220H27L26 218H25V220H24V218L23 217H25ZM38 216V218L36 219V217ZM54 216H55V218H58V217H60V219L58 218V220H56L55 218H54ZM81 216V217H80ZM91 218H90V217ZM94 216V217H93ZM208 216V217H207ZM14 217V218H13ZM77 217V218H76ZM89 217V218H88ZM142 217H144L145 219V221H143V218ZM147 217V218H146ZM16 218V219H15ZM65 218H67V220L65 219ZM69 218V219H68ZM79 218V219H78ZM155 218V219H154ZM205 218V220H203ZM1 219V220H2ZM6 219H9V220H6ZM12 219H13V222H12ZM23 220V222H22V220ZM41 219V220H40ZM74 219V220H73ZM91 219V220H90ZM142 219V220H141ZM156 219H158V220H156ZM197 219H199V220H197ZM211 219V220H210ZM3 220H2V222H3ZM19 220V221H18ZM37 222H36V221ZM44 222H43V221ZM46 220V221H45ZM60 220H65V221H60ZM69 220V221H68ZM7 221H10V222H7ZM20 222V223H18V222ZM35 221V222H34ZM54 221V222H53ZM73 221V222H72ZM79 221V222H78ZM85 223H84V222ZM92 221V222H91ZM192 221H194V222H192ZM4 222V223H5ZM28 222V223H27ZM67 222V223H66ZM87 222V223H86ZM91 222V223H90ZM138 222V223H137ZM183 222H185V224H186V222L187 223H189V224H186V225H184V223ZM70 223V224H69ZM78 223H80L79 225H78ZM83 223V224H82ZM143 223H145V224H143ZM148 223V224H147ZM152 223V222H151ZM199 223V224H198ZM6 224H5V227H6ZM14 226H13V225ZM18 224H20V226L18 225ZM22 224V225H21ZM34 224V225H33ZM38 226H37V225ZM45 224V225H44ZM56 224V225H55ZM86 224H87V226H86ZM138 224V225H139ZM11 225H12V227L14 228V230H13V228H11ZM15 225H17V226H15ZM24 225V226H23ZM36 225V226H35ZM82 225V226H81ZM84 225V226H83ZM146 225V226H145ZM190 225H192V226H190ZM200 225V226H199ZM211 225V226H210ZM74 226V227H73ZM0 227H2L1 229H0V233L2 232V230H3V225H1L0 224ZM4 227V228H5ZM16 227V228H15ZM55 227V228H54ZM72 227V228H71ZM85 227H88V228H85ZM90 227V228H89ZM192 227V228H191ZM202 227V228H201ZM239 227H240V233L241 232H245L246 231V228H243V227H245V225L243 224V222H241L240 224H239ZM42 228V231L41 230H39V229H41ZM53 228V229H52ZM62 228V229H61ZM64 228V229H63ZM124 228H126V229H128L129 228V226L127 225L126 227H124ZM142 228H144V230L142 229ZM146 228V229H145ZM170 228L172 229V230H170ZM176 228V229H175ZM216 228V227H215ZM18 230V231H16V230ZM22 229V230H21ZM55 229V230H54ZM72 229V230H71ZM89 229V230H88ZM91 229V230H90ZM202 229V230H201ZM211 229V230H210ZM5 230V231H6ZM38 230V231H37ZM52 230H54V231H52ZM147 232H146V231ZM170 230V231H169ZM175 230H176V232H175ZM213 230V231H212ZM26 231H27V233H26ZM29 231V232H28ZM57 231V232H56ZM93 233V234H91V232ZM4 232V231H3ZM2 232V233H3ZM25 232V233H24ZM39 232H41V233H39ZM65 232L66 233H68V234H65ZM75 232V233H74ZM96 232H98V231H96ZM146 232V233H145ZM170 232H172V233H170ZM178 232V233H177ZM181 234H180V233ZM191 232V233H190ZM199 232H201V233H199ZM34 233H36V234H34ZM45 233V234H44ZM48 233H50V234H48ZM72 234V236H71V234ZM88 233H89V235H88ZM140 233V234H139ZM141 233H142V235H141ZM147 234V235H145V234ZM158 234V235H155V234ZM177 233V234H176ZM183 233V234H182ZM242 233V234H243ZM246 233V232H245ZM244 233V234H245ZM5 234H6V232L4 233V235H1L0 237H3V236H5ZM25 234V235H24ZM37 234H39V235H37ZM43 234V235H42ZM80 234V235H79ZM85 234V235H84ZM163 234V235H162ZM186 234H188V235H186ZM196 234H198V236L196 235ZM202 236H201V235ZM7 235V234H6ZM37 235V237H38V240H36L37 238L35 237ZM67 235V236H66ZM73 235H75V236H73ZM86 235H87V237L88 238H86ZM93 235V236H92ZM98 235V236H97ZM135 235H137V236H135ZM154 235H155V237H154ZM161 235V236H160ZM195 235V236H194ZM202 237H200V236ZM43 236V237H42ZM48 236V237H47ZM51 236V237H50ZM59 236V237H58ZM80 238H78V237ZM146 236V237H145ZM168 236V237H167ZM171 236H173V237H171ZM183 236V237H182ZM35 237V238H34ZM77 238V239H75L74 240V238ZM85 237V238H84ZM102 237V238H101ZM165 238V239H162V241H161V238ZM182 237V238H181ZM196 237V238H195ZM243 237V238H242ZM34 238V239H33ZM40 238V239H39ZM42 238H44V239H42ZM66 238V239H65ZM143 238V239H142ZM147 238V239H146ZM156 238V239H155ZM167 238H168V240H167ZM169 238H171V239H169ZM176 240H175V239ZM189 238V239H188ZM192 238V239H191ZM206 238V239H205ZM1 239V238H0ZM3 239L5 240L6 238H4L3 237ZM42 239V240H41ZM64 239V240H63ZM88 239V240H87ZM202 239V240H201ZM206 240V242L204 241V240ZM8 240H6V241H8ZM41 240V241H40ZM46 240V241H45ZM86 240V241H85ZM90 240H91V242H90ZM164 240V241H163ZM170 240H173V241H175V242H171ZM185 240V241H184ZM190 240V241H189ZM247 240H249V241H247ZM11 241V242H10ZM36 243H34V242ZM73 241V242H72ZM77 241V242H76ZM81 241H82V243H81ZM89 241V242H88ZM135 241H137V242H135ZM139 241V242H138ZM141 241H142V243H141ZM151 241V242H150ZM158 241V242H157ZM180 241H181V243H180ZM188 241V242H187ZM192 241H195V242H192ZM202 243H201V242ZM204 241V242H203ZM3 242V241H2ZM3 242V243H4ZM49 242V243H48ZM51 242V243H50ZM79 242V243H78ZM84 242H85V244H84ZM88 242V243H87ZM164 242V243H163ZM197 242H198V244H197ZM207 242H209L208 244H207ZM246 242L247 243H249L248 245L246 244ZM30 243H31V245H30ZM33 243V244H32ZM74 244V246H73V244ZM87 243V244H86ZM96 243V244H95ZM136 243H138V244H136ZM146 243H147V245H146ZM170 243V244H169ZM178 243H179V245H178ZM189 243V244H188ZM191 243V244H190ZM214 243V244H213ZM2 244V243H1ZM10 244V245H11ZM41 244H42V246H41ZM45 244V245H44ZM47 244V245H46ZM62 244V245H61ZM71 244V245H70ZM78 244H81V245H78ZM95 244V245H94ZM173 244H177V245H175V246H173ZM201 244V245H200ZM207 246H209V247H207ZM212 244V245H211ZM257 244V245H256ZM2 245H4V244H2ZM32 245H34V247L32 246ZM44 245V246H43ZM152 245V246H151ZM22 248H21V247ZM28 246V247H27ZM61 246V247H60ZM71 246V247H70ZM81 248H80V247ZM147 246V247H146ZM154 246H156V248L154 247ZM157 246L159 247V249H160V252H158L159 250H158V248H157ZM172 246V247H171ZM177 246V247H176ZM199 246V247H198ZM263 246V245H262ZM29 247H33V251H32V249L30 250V251H28L29 250ZM38 249H37V248ZM76 247H78V248H76ZM145 247V248H144ZM179 247H181V248H179ZM203 247V248H202ZM218 247V248H217ZM17 248V249H18ZM34 248H35V250H34ZM42 248V249H41ZM49 248V249H48ZM59 248V249H58ZM69 248H70V250H69ZM72 248V249H71ZM74 248H75V250H74ZM170 248V249H169ZM208 248V249H207ZM211 248V249H210ZM18 249V250H19ZM23 249H25V250H23ZM26 249H28V250H26ZM144 249H145V251H144ZM170 250V251H167V250ZM201 249V250H200ZM215 249H217L215 252H214V250ZM264 249V248H263ZM43 250V252H41ZM153 250V251H152ZM157 250V251H156ZM204 250V251H203ZM209 250V251H208ZM212 252H211V251ZM27 251V252H26ZM32 251V252H31ZM35 251V252H34ZM48 253H47V252ZM51 251V252H50ZM64 251V252H63ZM147 251V252H146ZM29 252V253H28ZM40 252V253H39ZM45 252V253H44ZM146 252V253H145ZM155 252V253H154ZM158 252V254H156ZM164 252V253H163ZM206 252H208V253H206ZM28 253V254H27ZM39 253V254H38ZM41 253H43V254H41ZM263 253V254H262ZM30 254V255H29ZM41 254V256H36V255H40ZM149 254V255H148ZM209 254V255H208ZM58 255V256H57ZM60 255V256H59ZM153 255V256H152ZM155 255V256H154ZM206 255V257H204ZM148 257V258H147ZM154 257V258H153ZM204 257V258H203ZM30 258H31V256H30ZM57 259V260H56ZM154 259V260H153ZM188 259V260H187ZM226 259V260H225ZM228 259V260H227ZM40 260L42 261V262H40ZM210 260V261H209ZM32 261V260H31ZM33 261H35V260H33ZM67 262V264H69V263H71L72 264V262H73V264H75L74 263V261H69V260H66ZM153 261V262H152ZM196 261V262H195ZM228 261V262H227ZM226 262V263H225ZM231 262V263H230ZM46 263V261L45 262H43V264H45ZM65 263V261H64V264H66Z\"/></svg>",
  "mask_w": 264,
  "mask_h": 264
}]
</instances>
